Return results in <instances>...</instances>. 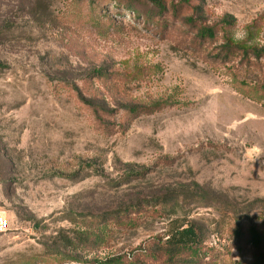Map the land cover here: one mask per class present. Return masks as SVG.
<instances>
[{"label": "rangeland", "instance_id": "374dc122", "mask_svg": "<svg viewBox=\"0 0 264 264\" xmlns=\"http://www.w3.org/2000/svg\"><path fill=\"white\" fill-rule=\"evenodd\" d=\"M115 1L0 0V264L132 257L177 218L250 262L234 231L264 225V60L248 70L216 49L264 47V0ZM193 8L216 42L199 44Z\"/></svg>", "mask_w": 264, "mask_h": 264}, {"label": "trees", "instance_id": "16d2710c", "mask_svg": "<svg viewBox=\"0 0 264 264\" xmlns=\"http://www.w3.org/2000/svg\"><path fill=\"white\" fill-rule=\"evenodd\" d=\"M152 2L159 8H162L160 10L165 9L162 1L154 0ZM115 7L118 10L127 9L128 12H134L130 5V0H116ZM180 8L181 7L177 5L173 9V14L177 15L180 12ZM193 10L194 13L186 17V23L189 27H195L194 29H197L196 38L199 44L216 42L217 34L215 28L199 23L195 18H198L201 13H199V10L196 8H193ZM195 14L197 15L195 16ZM225 22L230 24V21ZM216 50H218L216 55L217 62L225 64L238 62L242 67H246L248 70L256 66L261 60H264V47H249L245 42L235 43L232 39L223 41ZM96 78H101V73H98ZM78 99L83 105L95 110L98 114L93 99L86 98L80 93ZM158 106L159 105H155L151 108L132 107L128 108L126 113H153ZM102 112L105 114H112L111 111L106 109H102ZM167 165L170 166L168 163ZM155 206H157V217L160 219L165 218L166 203L159 202ZM140 212V208L134 207L124 211L122 214L123 216L126 215L125 218L128 220L129 226L133 227L132 223L137 220L134 217ZM243 227L240 224L235 227L234 235L238 240L236 248L242 250L245 248V244L248 245L252 256L250 262L236 263L230 261V263H227L214 251V248H210L207 245V236L200 227L189 220L177 218L169 222L167 231L157 236L152 246L137 249L132 257H114L88 264H264V225H251L247 226L246 229ZM102 235L103 230L97 233L96 236L80 232L77 234V237L79 236L80 238H67V246L72 247L77 241L82 243V245H89L92 239L97 243L99 240H102ZM244 237H247L245 243L242 241Z\"/></svg>", "mask_w": 264, "mask_h": 264}, {"label": "built area", "instance_id": "2783aa9c", "mask_svg": "<svg viewBox=\"0 0 264 264\" xmlns=\"http://www.w3.org/2000/svg\"><path fill=\"white\" fill-rule=\"evenodd\" d=\"M8 223L5 214L0 212V234H4L7 231Z\"/></svg>", "mask_w": 264, "mask_h": 264}]
</instances>
